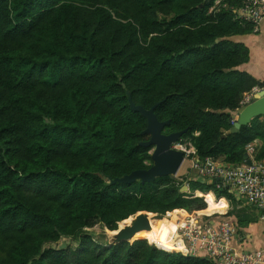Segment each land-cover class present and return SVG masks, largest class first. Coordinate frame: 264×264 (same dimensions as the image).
I'll list each match as a JSON object with an SVG mask.
<instances>
[{"label":"trees","instance_id":"trees-1","mask_svg":"<svg viewBox=\"0 0 264 264\" xmlns=\"http://www.w3.org/2000/svg\"><path fill=\"white\" fill-rule=\"evenodd\" d=\"M213 2L0 0V264H214L203 252L173 250L152 228L111 240L89 231L147 215L174 222V208H226L224 196L200 190L229 197L217 218L238 231L258 220L227 187L190 169L110 182L151 163L152 147L139 144L146 117L130 108L127 89L169 118L163 132L187 127L180 140L199 156L240 163L258 140L255 157L264 158L263 113L231 131L244 93L264 85L242 67L249 48L236 38L252 25L233 15L240 0Z\"/></svg>","mask_w":264,"mask_h":264},{"label":"built area","instance_id":"built-area-1","mask_svg":"<svg viewBox=\"0 0 264 264\" xmlns=\"http://www.w3.org/2000/svg\"><path fill=\"white\" fill-rule=\"evenodd\" d=\"M229 6V0H214L211 7L218 9ZM230 8L235 18L250 22L252 30H257L264 19V0H240L238 5H231ZM252 91L254 90L244 93L241 105L249 102ZM234 119L235 117L232 122ZM258 144V140H253L245 145L250 162L244 158L240 163H228L221 158L210 156L201 157L190 142L180 139L172 146L183 151L184 159L189 157L188 168L194 175L213 178L216 188L227 187L236 197H242L257 208L258 219L264 220V158L255 157ZM177 209L180 210L176 213L173 224L172 244L176 247L180 240L183 246L176 249L192 255L203 252L214 264H264L260 251H240L231 246V240L237 232L232 219L215 218L213 212H200L202 209L187 211L184 208H174L171 214ZM150 228L149 225L148 229ZM146 237L155 245L169 249L160 245L153 237Z\"/></svg>","mask_w":264,"mask_h":264},{"label":"water","instance_id":"water-1","mask_svg":"<svg viewBox=\"0 0 264 264\" xmlns=\"http://www.w3.org/2000/svg\"><path fill=\"white\" fill-rule=\"evenodd\" d=\"M259 93L263 94L264 89ZM126 94L130 108L146 117V126L143 128L142 133L148 134V138L139 141V144L152 147L150 151L151 163L148 167L136 168L121 176H115L110 179V182H131L137 179L144 182L151 181L159 175L168 174L174 176L184 160V153L181 149L173 147L172 144L180 139L181 135L187 131V127L170 132H163V127L169 122V118L164 120L158 119L154 112L155 104L146 108L134 102L128 89L126 90ZM236 110L238 115L233 121L231 131L237 130L241 124L249 122L254 115L259 113L264 114V99L254 100L253 98V100L242 104ZM244 158L247 162H250L247 151L244 153ZM180 190L187 191L188 186L184 184ZM155 217L159 218L162 216H152V218ZM132 225V233L135 230L149 227V223L145 218H141L138 222L134 221ZM131 235L133 234L126 233L128 237H131Z\"/></svg>","mask_w":264,"mask_h":264},{"label":"crops","instance_id":"crops-1","mask_svg":"<svg viewBox=\"0 0 264 264\" xmlns=\"http://www.w3.org/2000/svg\"><path fill=\"white\" fill-rule=\"evenodd\" d=\"M236 38L245 42L249 48V59L246 63L242 64V67L252 73L259 80H264V19L260 22L257 30H251L242 35L236 36ZM262 89H264V85L254 87L252 89L254 91L250 94V100H253V98L254 100L264 99V93H259ZM237 115L238 112L236 110L233 113V117H236ZM236 199L238 200L237 206L247 205V207H252L253 210L258 213L257 208L247 203L242 197H236ZM227 201H229L228 198ZM159 218L163 219L164 217ZM139 220L140 219H138V221ZM135 221L138 222L137 220ZM143 229L147 230L148 228ZM231 246L240 251H260L264 257V220L258 219L256 221H250L246 224L242 231L237 230L231 240Z\"/></svg>","mask_w":264,"mask_h":264},{"label":"rangeland","instance_id":"rangeland-1","mask_svg":"<svg viewBox=\"0 0 264 264\" xmlns=\"http://www.w3.org/2000/svg\"><path fill=\"white\" fill-rule=\"evenodd\" d=\"M190 164V159L189 157H185V159L183 160L179 170L177 171V173L174 175V176H183L184 174H187L189 172V166ZM201 192L203 193H206V191H211L213 196L216 197V198H219L221 196H224V198L227 200V198L229 199L228 196L224 195V194H218L217 192H215V190H211V189H206V190H200ZM186 192L188 193H191V194H194L193 190L190 191V190H187ZM206 195V194H205ZM203 196V198L205 199V196L204 195H201ZM206 200V199H205ZM231 204H232V201L229 199V201H227V206H226V209H224L223 211L219 210V209H215V211H213V217H217L219 216V214H222L224 212H226L227 210H229V208H231ZM173 214V213H172ZM171 214V216H172ZM226 219H229L227 217H225ZM168 221H170L171 223L174 224V222L171 220V219H166ZM135 220H133L129 227H127L126 229L124 227H121L120 226V222L117 224V227L115 229H113L114 231H110L111 229H108L106 228L105 226H103L102 224H96L94 226H92L89 231H91L95 236L99 237L101 240H111L114 236H122V235H126V233H131L134 235V233L137 231L135 230L133 233H132V228H133V225L132 223L134 222ZM156 225H158V221L155 220V228H156ZM160 228L163 229V231L165 230H168V227L166 224H161L160 225ZM143 229V228H142ZM133 235H131V237H133ZM146 237V236H145ZM59 242H69V244L71 246H74L75 242L72 241V240H69V238L67 237H62L60 239ZM177 248V247H176ZM171 250V249H170ZM173 250H178V249H173Z\"/></svg>","mask_w":264,"mask_h":264},{"label":"bare ground","instance_id":"bare-ground-1","mask_svg":"<svg viewBox=\"0 0 264 264\" xmlns=\"http://www.w3.org/2000/svg\"><path fill=\"white\" fill-rule=\"evenodd\" d=\"M143 218V217H142ZM145 218L147 219V222L149 223V225L151 226V228L157 233L158 238L161 239L162 241L170 244V246L174 247L175 245L172 244V239H173V234H174V225L173 223H171L170 221L166 220L165 218ZM155 220L158 221V227L156 226L155 228ZM165 220L167 222V227L168 230L163 231L162 228H159L162 221ZM182 242L179 240L178 244L176 245V247H182ZM174 247V248H176Z\"/></svg>","mask_w":264,"mask_h":264}]
</instances>
